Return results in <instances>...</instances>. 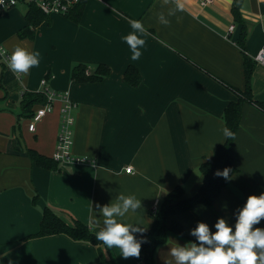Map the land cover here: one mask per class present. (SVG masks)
<instances>
[{
    "label": "crops",
    "instance_id": "0c3cea01",
    "mask_svg": "<svg viewBox=\"0 0 264 264\" xmlns=\"http://www.w3.org/2000/svg\"><path fill=\"white\" fill-rule=\"evenodd\" d=\"M180 3L183 11L167 16L174 5H163V0H84L78 20L47 15L33 27V37L17 34L27 24L25 3L0 12V47L7 55L16 46L40 53L39 66L19 75L0 55V264H97L94 244L62 233L30 236L39 229L45 206L97 233L103 226L97 205L115 202L119 194L135 195L142 207L126 214L124 222L147 231L150 211L163 194L180 185L184 196L193 195L202 183L199 165L225 140L224 108L245 87L244 54L254 63L252 97L264 102V64L253 59L264 47V0H242L244 51L236 42L241 23L233 17L232 0ZM160 12L169 25L159 22ZM132 19L147 29L137 61L122 40L132 31ZM76 63L85 64L86 73L97 64L110 72L98 81L76 82L70 76ZM129 65L140 75L135 86L124 79ZM42 78L47 79L44 85ZM43 87L67 92L75 103L72 152L91 162L46 168L27 155L25 149L32 148L51 157L56 145L59 97H53L52 110L33 131L27 127L30 117L23 114V93H43ZM230 155L236 171L213 203L170 216L181 235L169 233L155 250V264H175L171 248L194 242L189 233L198 222L214 233L217 219L224 218L234 231L237 210L250 195L264 194V109L252 101L242 104ZM257 227L264 229V220ZM107 249L111 259L106 264L134 262L117 248Z\"/></svg>",
    "mask_w": 264,
    "mask_h": 264
},
{
    "label": "trees",
    "instance_id": "16d2710c",
    "mask_svg": "<svg viewBox=\"0 0 264 264\" xmlns=\"http://www.w3.org/2000/svg\"><path fill=\"white\" fill-rule=\"evenodd\" d=\"M242 0H232L231 11L234 19L241 23V29L236 39L237 44L242 51L245 50V42L247 30L243 23L240 7ZM84 0H80L70 11L66 14L67 17L78 20L82 12ZM26 19L27 24L18 31L20 37H33V27L36 26L41 20L48 17L36 5L27 4ZM254 63L250 57L244 54L243 58V72L245 77L244 89L237 90V98L228 102L223 111V119L225 127L229 128L233 133H236L239 126L241 117V107L245 100L252 101L261 109H264V102L253 99L251 93L250 79ZM86 65L83 63H76L71 68L70 76L76 82L98 81L107 76L110 72L109 67L104 64H97L95 69L89 73L85 72ZM124 79L129 84L135 86L138 84L140 75L136 67L129 65L124 71ZM46 101L43 93L24 92L22 97L23 114L26 116L33 115L32 105L35 103H42ZM233 139L225 138L224 142L218 144L211 154V156L199 165V171L202 174V183L198 190L191 196H184V189L180 185L162 195L158 200V207L155 212L150 211L151 225L143 234H134L137 239H145L146 242L142 243L141 254L139 258H134L131 264H155V250L156 248L166 242L169 233L181 235V228L179 223L170 219V216L177 211H184L190 207L202 203L211 205L221 190L226 185L228 180L223 177L215 175L217 170L230 168L231 174L236 171L235 165L232 163L230 150ZM27 155L36 164L53 168L56 166V161L51 157H47L35 149L26 148ZM36 195L33 196L34 201ZM69 222L57 214L53 209L45 206L42 209V217L39 224V229L30 236H47L52 234H65L71 239L86 241L97 246L99 260L97 264H106L111 259L107 247L96 239V233L89 228V226L74 217H68ZM194 242H197L196 240Z\"/></svg>",
    "mask_w": 264,
    "mask_h": 264
},
{
    "label": "clouds",
    "instance_id": "9594fccd",
    "mask_svg": "<svg viewBox=\"0 0 264 264\" xmlns=\"http://www.w3.org/2000/svg\"><path fill=\"white\" fill-rule=\"evenodd\" d=\"M174 5L168 9L167 16H174L183 11L184 5L180 0H163V5ZM163 12L157 14L159 22L169 25L170 20ZM131 30L122 40L128 45L131 52V60L137 61L142 56L146 45L147 29L140 20H129ZM0 55H5L8 68L15 74H27L33 67L40 64V53L29 51L21 46H16L10 55L7 50L0 47ZM223 135L228 139H235V133L225 127ZM88 159L85 156L83 159ZM230 168L215 173L225 180L230 179ZM142 207L141 199L135 195L119 194L115 202L100 206L97 205L99 213L103 217V226L95 234L96 239L107 248H117L124 259L130 257L139 258L142 243L145 239H137L134 233L143 234L145 228L124 222L126 214L136 212ZM235 230L226 219L218 218L213 233L207 223L198 222L190 235L197 242H189L184 246L177 244L171 248L170 255L175 264H264V229L254 228V225L264 220V194L259 196L250 195L245 205L235 213ZM99 224V221H96Z\"/></svg>",
    "mask_w": 264,
    "mask_h": 264
},
{
    "label": "built area",
    "instance_id": "2783aa9c",
    "mask_svg": "<svg viewBox=\"0 0 264 264\" xmlns=\"http://www.w3.org/2000/svg\"><path fill=\"white\" fill-rule=\"evenodd\" d=\"M80 0H0V12L17 5L19 2L36 5L44 14L52 15H66L70 9H72ZM213 0H198L200 6H205L211 3ZM233 25L229 26L228 31L233 29ZM255 62L264 64V47L260 48L253 56ZM46 78L41 79V84L46 83ZM43 94L46 97V101L43 105L39 106L33 113L28 123V130L33 131L35 129L36 122L41 119L46 113L52 110V99L54 96L59 97L61 100L60 105V122L57 131V140L55 149L52 153V158L56 162H91V159H83L85 156L75 155L72 152L73 143V125H74V108L75 103L69 98L67 92H55L51 91L47 87H43ZM126 172L132 171L131 165L125 166ZM158 207V201L152 207V211L155 212Z\"/></svg>",
    "mask_w": 264,
    "mask_h": 264
},
{
    "label": "rangeland",
    "instance_id": "374dc122",
    "mask_svg": "<svg viewBox=\"0 0 264 264\" xmlns=\"http://www.w3.org/2000/svg\"><path fill=\"white\" fill-rule=\"evenodd\" d=\"M20 5L25 6V4H20Z\"/></svg>",
    "mask_w": 264,
    "mask_h": 264
}]
</instances>
